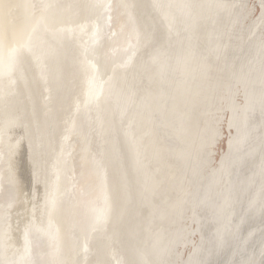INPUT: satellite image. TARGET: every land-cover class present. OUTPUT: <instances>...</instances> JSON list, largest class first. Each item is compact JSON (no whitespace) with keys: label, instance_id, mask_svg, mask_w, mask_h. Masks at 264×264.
Here are the masks:
<instances>
[{"label":"bare ground","instance_id":"1","mask_svg":"<svg viewBox=\"0 0 264 264\" xmlns=\"http://www.w3.org/2000/svg\"><path fill=\"white\" fill-rule=\"evenodd\" d=\"M0 264H264V0H0Z\"/></svg>","mask_w":264,"mask_h":264}]
</instances>
